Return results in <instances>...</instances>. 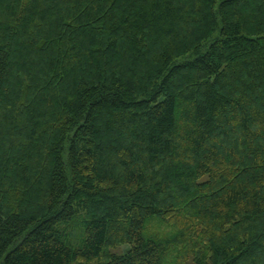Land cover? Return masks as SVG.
<instances>
[{"label":"trees","instance_id":"obj_1","mask_svg":"<svg viewBox=\"0 0 264 264\" xmlns=\"http://www.w3.org/2000/svg\"><path fill=\"white\" fill-rule=\"evenodd\" d=\"M0 264H264V0H0Z\"/></svg>","mask_w":264,"mask_h":264},{"label":"rangeland","instance_id":"obj_2","mask_svg":"<svg viewBox=\"0 0 264 264\" xmlns=\"http://www.w3.org/2000/svg\"><path fill=\"white\" fill-rule=\"evenodd\" d=\"M114 252H117V253H119V250H114Z\"/></svg>","mask_w":264,"mask_h":264}]
</instances>
